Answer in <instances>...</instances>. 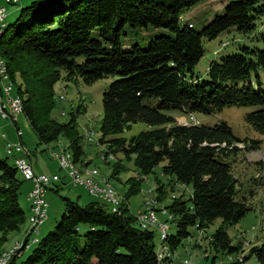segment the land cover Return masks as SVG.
<instances>
[{
    "label": "trees",
    "instance_id": "1",
    "mask_svg": "<svg viewBox=\"0 0 264 264\" xmlns=\"http://www.w3.org/2000/svg\"><path fill=\"white\" fill-rule=\"evenodd\" d=\"M203 1L207 0H33L19 9L13 22L7 24L4 20L0 53L7 76L12 78L21 98L22 113L39 143L49 144L65 136V148L70 150L75 164L83 162L89 166L90 161L82 158L81 136L73 124V114L67 123L51 117L54 85L63 78L62 70L65 79L80 78L86 84L113 76L102 93L98 144H107V151L120 152L129 159L134 155L140 175H148L161 164L162 174L190 187L189 196H174L163 206L176 225L175 232L167 233L162 241L168 246V253L173 254L190 236L189 227L205 229L220 219L205 248L214 252L208 264H243L250 258L264 264V240L251 244L243 260L231 258L240 253L241 246L232 242L225 228L252 209L245 195L239 196V181L231 162L238 149L236 143L244 139L236 136L225 121L179 124L170 113L210 115L230 105L257 106L244 118L256 130L264 131V91L247 81L252 71L260 68L264 72V30L258 35L261 48L242 46L238 52L212 60L205 79L193 76V68L204 54L203 39H214L230 26L242 33L254 32L256 19L264 16V0L228 2L221 14L197 30L181 15ZM125 24L141 30L162 27L171 34L153 37L145 48L135 43L123 49L120 36ZM144 97L155 98L157 103L144 104ZM138 121L151 128L130 138L106 139ZM256 142L252 140L247 148L257 147ZM104 155L106 159L112 156L108 152ZM9 157H0V246L25 221L19 202L24 177L14 161H8ZM112 172L116 176V167ZM127 182L126 199L140 191L142 180L131 177ZM63 200L65 211L55 227L41 238L40 227L29 254L18 260L26 250L21 249L6 264L170 261L172 255L158 256L154 231L137 225L124 206L116 213L95 200L84 204L69 197ZM24 239L25 242L27 237ZM220 253L228 260L220 258Z\"/></svg>",
    "mask_w": 264,
    "mask_h": 264
},
{
    "label": "rangeland",
    "instance_id": "2",
    "mask_svg": "<svg viewBox=\"0 0 264 264\" xmlns=\"http://www.w3.org/2000/svg\"><path fill=\"white\" fill-rule=\"evenodd\" d=\"M31 1L33 0H19L13 4H5L7 10L5 22L7 24L13 22L19 13V9L28 5ZM231 1L235 0L203 1L190 9L184 10L181 15L182 20L192 23L195 29L200 30L214 16L221 14L224 6ZM0 3L4 4L1 0ZM256 24L257 28L252 33H242L239 32L235 26H230L226 30L220 32L214 39H203L202 46L204 54L194 66L193 76L205 79L207 68L212 60H219L220 57L225 54L238 52L242 46L261 48L262 42L258 40V35L260 31L264 30V16L258 17L256 19ZM160 34L171 33L168 29L162 27L155 28L153 26H148L147 29L141 30L138 27H132L130 24H125L123 27V33L120 36V41L123 49L129 48L135 43L139 44L140 47L145 48L150 39ZM61 72L63 78L54 85L55 105L51 117L59 122L67 123L71 119L70 115L73 114V118H75L73 124L76 125V129L81 136L80 142L84 151L82 158L85 159L84 161H90L89 166L83 162H78L76 167H74L77 170L78 168H81V170L79 169L81 174L78 176L79 183L84 184V186H91L90 180L97 181V183L95 182V189L98 193L102 194L101 197L90 195L82 186H72L69 182L59 183L61 180L56 182V184L52 183L53 185L49 186L45 192V199L48 204L47 219L40 228V233H38L39 237H43L49 230H52L57 224L61 214L65 211L63 197L76 199L78 193H81L79 199L80 203L84 204L91 200H95L105 203L109 210L113 207L115 199H117L119 204H116L118 208L116 213H120L121 207L124 206L128 212L134 216L135 220L139 211L156 205V210H158V221L167 226L168 233H174L176 225L175 221H173V216L170 217L163 208L174 196L181 194L189 196L190 187L177 184L173 182V179H169L166 175L162 174L161 164L154 167L153 171L148 175H140L138 169L134 165V155L129 159L120 152L111 153L107 151V144H98V138L101 136L100 122L103 116L102 93L114 77L108 75L98 79L92 84H86L80 78L77 80H67L64 78L65 72L63 70ZM11 79H9L10 81L3 82V84L13 85L11 95L12 97L18 98L19 94L16 93V86ZM247 81L251 82L254 87H259L264 91V72L262 69L259 68L257 71H252ZM142 102L144 104H156L157 100L152 97H144ZM257 108L259 107L230 105L225 107L222 111L210 115H193L195 117L194 120L197 119L198 123L200 122L203 124H215L220 121H225L230 125L236 136L244 139L243 142L236 143L238 149L233 155L231 154V162L233 173L239 181V196L241 194L245 195L247 198V204H249L252 209L237 223L225 225L226 231L230 235L232 242L238 243L241 246L240 253L231 257L235 258V260H243V256L247 254L252 243L260 244L264 240V131L260 132L256 130L244 118L247 112ZM170 113L176 116L179 124H187L190 119L193 120L188 114L182 115L177 111H170ZM16 121V126H18L22 132L21 138L17 137L14 124H11L7 120H0V152L4 149L3 143L5 145V142H16L20 140L25 149L28 150L27 158L29 156L32 168L36 174L42 173L60 176L59 173L64 171L69 172V170L66 169L63 171V168L60 169L59 167L61 166L58 161V155L62 153H68L69 151V154L72 156L70 150L65 148L68 146V140L65 136L61 135L55 142L49 144L39 143L24 113L16 115ZM150 128L151 126L148 124L138 121L132 123L130 128H126L122 133L109 135L106 139L118 136L130 138L139 131ZM2 133L5 135L2 136ZM86 135L90 136L92 140L87 141V138L85 137ZM252 140L257 141L255 143L257 147L249 149L247 146L252 143ZM106 152L112 154V157L102 160L101 156ZM3 154L5 157V149L3 150ZM54 154L57 159L56 157L54 159ZM8 161L12 163L13 158L9 157ZM113 167H116V176L112 174ZM54 171H57L58 174H52ZM19 177H21V175H19ZM131 177H134V179H141L142 184L138 193L133 194L126 199L124 194L128 190L127 181ZM23 183H26V181L24 180L22 184ZM56 186H58L57 191ZM158 186H160V188H157ZM110 187L111 191L109 189ZM156 188L161 190H159V199L157 197L158 193ZM28 190L29 185H24L19 189V202L25 212V221L21 224L18 230L13 231L8 235L9 241L10 238H14V235L19 236L20 230L24 227L26 228L27 225L29 228L27 220L29 215V202L27 200ZM239 196L236 198H239ZM106 201H110L112 204ZM220 222V219H216L205 229H197L195 226L189 227L190 236L184 239L176 250L173 251L171 249L173 254H170L172 257L169 258L170 261L167 264H182V260L185 258L196 261L198 264H208L210 262V257L214 252L209 250L205 251V248H207V244L209 243L207 242V237L210 236L209 241H211V234L220 225ZM136 224L139 225L138 222H136ZM152 230L154 231L156 249H167L168 246L160 241L158 229L155 228ZM27 233L28 229L26 234L20 237L22 239L19 238L20 240L17 239L15 242H23ZM199 234H201L200 238H198ZM36 240L37 239L34 240L32 237V239L27 242L26 247H24L26 250H24L21 256L18 257V260L24 259L29 254L30 247ZM7 241L0 246L1 259L5 252H9L15 245L14 242L10 248L3 250L4 245L9 242ZM207 254L208 256H206ZM219 256L222 259L228 260V257H224L221 253ZM231 258H229V260ZM243 264L259 263L254 258H250L245 262L243 260Z\"/></svg>",
    "mask_w": 264,
    "mask_h": 264
},
{
    "label": "built area",
    "instance_id": "3",
    "mask_svg": "<svg viewBox=\"0 0 264 264\" xmlns=\"http://www.w3.org/2000/svg\"><path fill=\"white\" fill-rule=\"evenodd\" d=\"M4 4H13L18 2L19 0H1ZM4 4H0V24H3L5 18L7 17V10ZM61 98V97H59ZM16 109L14 105V100L11 95V92H8L3 87V78L2 74L0 77V120H7L11 124H14L16 127V135L18 138L22 137V132L18 126H16ZM190 118H193V115H189ZM194 122L198 123V120H194ZM92 133V132H91ZM5 134L2 133V136ZM87 141H91L92 138L86 135ZM4 149H8L10 151V157L13 158L14 163H20L21 168L25 170L24 180L31 181L32 187L27 194V200L29 202V212L32 217V226L28 228L27 240L24 242H15L14 251H9L4 255V264L10 259L12 255L16 252L24 249L26 247L27 242L34 237L36 231L41 227L44 221L47 219V201L45 199V192L49 186L52 185V182L48 181V174H36L32 168L30 161L27 158L28 150L25 149L24 145L20 142V140L16 142H5ZM55 159V155H54ZM65 178L67 182H69L72 186H82L90 195L100 196L102 193H98L95 189V182L91 181V186H84V184L79 183L78 175H70L69 172H65ZM61 180L60 176H56ZM111 191V187H110ZM111 203L110 201H106ZM112 204V203H111ZM110 211L113 212V207L110 208ZM145 221H154L155 225L158 226L159 236L165 232H162L160 229V222L158 221V214L155 206L147 207L144 210L138 212L136 217V222L139 224H144L145 229ZM201 237V234L198 235V238ZM207 242L210 240V236L207 237ZM237 260V259H236ZM182 264H198L196 261H192L191 259L185 258L182 260Z\"/></svg>",
    "mask_w": 264,
    "mask_h": 264
},
{
    "label": "bare ground",
    "instance_id": "4",
    "mask_svg": "<svg viewBox=\"0 0 264 264\" xmlns=\"http://www.w3.org/2000/svg\"><path fill=\"white\" fill-rule=\"evenodd\" d=\"M4 28H5V23L3 22V24H0V34H1V32H2V30ZM1 74H2V78H3V82H6V81L9 80V78L7 76V67H6L5 60L3 59V57H2V55L0 53V77H1ZM8 84H9V82H8ZM12 86L11 85H7V84H3L4 89L7 90L8 92H11ZM13 100H14L15 108H17L16 109V115H18L19 113L21 114L22 113V101H21V98L19 96H18V98L13 97ZM189 123L198 124V123L194 122L191 119L189 120V122L187 124H189ZM6 154L10 156V151H8V149H6ZM108 157H112V156L109 155ZM56 159H57V157H56ZM101 159L102 160H106V157H105L104 154L101 156ZM58 161H59V164L61 166V167H59L60 169L63 168V171H64V169L69 170L70 175H78V176H80V174H81L80 173L81 168H78V170L80 169L79 171L74 168V167H76V164L75 163L73 164V159H72V156L69 154V151H68V153L65 152V153H62V154L58 155ZM14 165L17 168V170L21 173V175L23 177H25V170H24V168H21L20 163H14ZM56 176L57 175H48V181L49 182H52V183L53 182H58L59 181V178H56ZM90 181H92V180H90ZM86 185H88V184H86ZM118 202L119 201L117 199H115V202L113 203V212H117V206H116V204L118 205ZM28 222H29V226H31L32 225V217L30 216V214H29V217H28ZM138 224H139V222H138ZM140 225H141V227H144V224H140ZM145 227H148L149 229H154V228H157L158 229V226L155 225L154 221H145ZM160 229H161L162 232H165V233H163V234L160 235V241L162 242V241H164V239L166 238L167 233H168L167 232V226L164 223H160ZM38 230L36 231V234L38 233ZM34 240H35V238H34ZM160 246H162V245H160ZM14 247H15V245L12 247V249H10V251H14ZM163 247H165V246H163ZM168 251H169L168 250V247H167V249H164V250L158 249V256L159 257H163V255H170L168 253ZM5 253H7V252H5ZM4 255H3V258L2 259L0 258V264H4Z\"/></svg>",
    "mask_w": 264,
    "mask_h": 264
},
{
    "label": "crops",
    "instance_id": "5",
    "mask_svg": "<svg viewBox=\"0 0 264 264\" xmlns=\"http://www.w3.org/2000/svg\"><path fill=\"white\" fill-rule=\"evenodd\" d=\"M1 4V3H0ZM5 5V4H4ZM6 7V6H5ZM3 147H4V143H3ZM3 150L4 149H2V152H0V157H4V154H3ZM5 153H6V149H5ZM6 155V154H5ZM28 159H29V157H28ZM30 161V160H29ZM87 161H89V160H87ZM31 163V162H30ZM34 170V169H33ZM35 172V171H34ZM36 173V172H35ZM52 174H58V172L57 171H54ZM48 175H50V174H48ZM59 175H60V177H61V182H59V183H67V180H66V178H65V173L64 172H62V173H59ZM26 181V183H23V184H21V187H23L24 185H29V190H28V192L30 191V189H31V187H32V183H31V181H28V180H25ZM56 184V183H55ZM53 185V184H52ZM58 188V186H56V189ZM86 191V190H85ZM87 192V191H86ZM28 194V193H27ZM80 197H81V193H78L77 194V197H76V199H78V201H80L79 199H80ZM92 201V200H91ZM28 211H29V206H28ZM27 229H28V225L26 226V228L24 227L23 229H21L20 230V235L19 236H17V235H14V238L12 239V238H10V241H9V237H8V243L6 244V245H4V248H3V250L4 249H8V248H10L13 244H14V242H15V240H17V239H19L20 237H22L23 235H25L26 234V231H27ZM20 239H22V238H20ZM19 239V240H20ZM252 244H256V243H252Z\"/></svg>",
    "mask_w": 264,
    "mask_h": 264
}]
</instances>
